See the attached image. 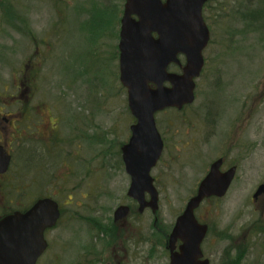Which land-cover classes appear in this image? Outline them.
Instances as JSON below:
<instances>
[{"label":"rangeland","instance_id":"1","mask_svg":"<svg viewBox=\"0 0 264 264\" xmlns=\"http://www.w3.org/2000/svg\"><path fill=\"white\" fill-rule=\"evenodd\" d=\"M234 1L213 0V8L204 10L210 42L193 103L155 116L165 148L151 171L159 193L153 215L149 210L138 214L137 204L126 196L129 177L119 155L134 123L118 80V61L111 59L125 0H0V110H16L19 78L35 69L36 82L17 108L35 114L29 135L39 139L30 141L45 142L42 119L49 127L56 124L59 140L55 151L30 144L21 153L20 169L28 178L12 175L8 198L0 205L1 216L41 197L59 204L62 218L46 233L49 249L38 263L50 264L55 256V264H70L79 246L93 242L97 249L92 223L127 205L129 264H168L163 234L209 165L222 157L227 165H237V173L225 197L208 199L196 211L212 228L202 245L204 256L210 264H228V256L240 249V264H264V195L252 200L264 184V12L252 15L264 8V0ZM100 31L116 34L114 40L103 39ZM7 142L15 171L21 141L8 130ZM41 169V178L31 181Z\"/></svg>","mask_w":264,"mask_h":264},{"label":"water","instance_id":"2","mask_svg":"<svg viewBox=\"0 0 264 264\" xmlns=\"http://www.w3.org/2000/svg\"><path fill=\"white\" fill-rule=\"evenodd\" d=\"M206 0H126L120 21L119 80L127 92L128 108L136 119L131 137L122 146L124 170L130 177L127 196L135 200L143 213L158 209V194L150 171L158 161L163 144L154 115L168 108L181 110L194 101V80L199 77L204 60L202 51L209 41V31L202 18ZM156 35V38L153 37ZM181 74L167 72L171 63L180 66ZM164 83H169L165 87ZM153 85L154 88H151ZM9 156L0 155V173L7 169ZM221 160L211 164L199 182L196 193L176 218L168 236L169 264H209L203 259L201 244L207 225L195 219V210L203 200L223 198L235 175V167L221 173ZM145 194L150 196L145 200ZM264 194V186L253 195ZM129 208L114 211L115 221L128 215ZM58 205L44 198L25 213L15 212L0 220V264H35L47 247L44 231L55 226ZM178 251H175L177 242Z\"/></svg>","mask_w":264,"mask_h":264},{"label":"flooded vegetation","instance_id":"3","mask_svg":"<svg viewBox=\"0 0 264 264\" xmlns=\"http://www.w3.org/2000/svg\"><path fill=\"white\" fill-rule=\"evenodd\" d=\"M115 35L114 34L111 35V32H110V33H106V35L101 34V37L104 39L107 37L110 38L109 36H112L113 40H114ZM119 35H120V27H119L118 39L116 40L115 43L112 41V54H111V59H113V61H114V58H115L118 61V65H117V67H118V80H119V42H120ZM103 39H102V47L101 48H103V46H104V40ZM108 48H109V46H108ZM114 48H116V52H114ZM179 60H180V66L179 67L176 65H171V66H169L167 71L170 73L179 74L180 69L183 68V66H184L183 58L179 57ZM37 67H38V63L36 62V69H38ZM28 70H25L24 76L22 75L19 78V83H18L19 95L17 97H13V99L15 100V103L13 102L12 105H15L16 110L15 111H3L2 109L0 110V155H2V154L5 155L4 153H6V155H10V157H11V161H10V165H9L8 169H6L4 172L0 173V205L3 203V198H5V199L8 198L7 197V194H8L7 181H8V179L11 178L12 175L15 178H27V175L23 174L21 172L20 166H16V170L12 171L13 157H12L10 150L8 149V142H7L8 130H10L13 135L16 134L17 140L21 141V143L19 145H17V150H18L17 156L19 158V164H21L23 162L22 158H21V153L25 149H27V147H29V145H30L28 142L32 139L33 140L39 139L35 135H29V134H33L32 132H30L31 131L30 127H32V122H33V125L36 124L35 114L34 115L29 114V112H27V110H22V108H19V109L17 108V104H20L21 106H22V104H24L25 100L23 101V98H25V95H27V93L30 91L29 86L34 85V83L36 82V80H35L36 70L31 69V74H28ZM20 79H21V81H20ZM150 87L154 88L153 86H150ZM134 123H135V120H134ZM41 124H42V127H41L40 132L43 134L41 137L45 140H53L54 139V133L56 130V124L55 125L52 124L49 127L48 123H44L43 119H42ZM130 126H129V136H130ZM36 134H38V136H40L39 133L36 132ZM26 135H29L28 139L25 138ZM42 138H40V139H42ZM162 140H163V145H164L163 150H164L165 140L163 137H162ZM32 144L39 147V143L33 142ZM161 156H162V154H161ZM161 156H160V158H161ZM220 159H222V164L219 168V172L224 173L226 170L230 169L231 167H236V173H237V165L236 164H231L229 166L226 164L224 158L221 157ZM16 176H18V177H16ZM33 178H39V175H34ZM261 196H263V195H261ZM261 196H259V197H261ZM259 197L257 198V200L259 199ZM256 201H254V202H256ZM58 208H59L58 221L53 228L45 230L44 238L46 237V233H50L57 226L60 219L62 218V211H61L60 206ZM7 214H8V212L3 214V216H5ZM130 214H131V208H130V212H128V215L125 218H123L122 220L115 221V219L113 218V215H112V218H108L105 216L100 217L99 222H96V224H94V222H93L92 226L90 228H91L92 232H94V234H91L90 236H91V239H93L96 242L97 249H95V244L93 242H91L87 245L85 244L83 246H79L80 254L78 256H76L75 261L73 263H70V264H129V262L131 260V237H130V234H128V233L125 234V230L129 225H131V223H129ZM3 216H0V219ZM198 221H200V220L198 219ZM154 222L155 223H153V228H155L157 225V219H156V221L154 220ZM170 230H171V228H170ZM169 233H170V231L166 234H163L164 245L162 247L166 253V257L168 258V264H169V251L167 249V240H168ZM203 244H204V242H203ZM179 245H180V243L177 242L176 246H175L176 247L175 251H178ZM155 247L157 248L156 245H155ZM48 249H49V244L47 242V247H46L45 251L43 252V254L37 260L36 264H40L38 262L43 258V256L45 255V253ZM152 249L155 250V248L151 247L150 251ZM202 252H203V250H202ZM203 255H204V253H203ZM204 258H206V257L204 256ZM53 259L55 260V256H53L52 260L50 261L51 262L50 264H55L53 262Z\"/></svg>","mask_w":264,"mask_h":264},{"label":"trees","instance_id":"4","mask_svg":"<svg viewBox=\"0 0 264 264\" xmlns=\"http://www.w3.org/2000/svg\"><path fill=\"white\" fill-rule=\"evenodd\" d=\"M236 1V0H235ZM235 1H234V3H235ZM234 3H233V5H234ZM231 6V7H234V6ZM213 8V0H207V3H206V5H205V9H212ZM236 11L237 12H240V10L239 9H236ZM231 12H233V11H231ZM264 12V8H262V9H260V10H258V11H255V14H253L252 16L253 17H256L257 15H258V13H260V14H262ZM217 13H218V11H217ZM249 15H251V14H249ZM101 32V31H100ZM101 34L102 35H104V33H102L101 32ZM258 230H259V232L260 231H263V228L262 227H259L258 228ZM211 232H212V228L211 227H209V233H208V235H210L211 234ZM223 233V232H222ZM222 233H219V234H222ZM224 234V233H223ZM164 245V244H163ZM234 250V249H233ZM229 251H230V248H229ZM242 253H243V250H240V249H235V256H228L229 257V259H228V264H240V261H241V257H242Z\"/></svg>","mask_w":264,"mask_h":264}]
</instances>
